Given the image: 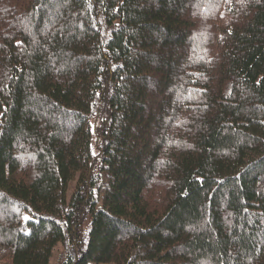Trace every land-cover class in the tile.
I'll list each match as a JSON object with an SVG mask.
<instances>
[{
	"label": "trees",
	"instance_id": "trees-1",
	"mask_svg": "<svg viewBox=\"0 0 264 264\" xmlns=\"http://www.w3.org/2000/svg\"><path fill=\"white\" fill-rule=\"evenodd\" d=\"M59 245L264 264V0H0V264Z\"/></svg>",
	"mask_w": 264,
	"mask_h": 264
},
{
	"label": "rangeland",
	"instance_id": "rangeland-1",
	"mask_svg": "<svg viewBox=\"0 0 264 264\" xmlns=\"http://www.w3.org/2000/svg\"><path fill=\"white\" fill-rule=\"evenodd\" d=\"M92 124L94 126V129H96V132H95V135H94V140L97 143V141L99 139L98 136H97L98 135L97 131L100 128L101 123L97 119L94 122H92ZM75 182L76 181L70 183L69 194H71V192H72V190H73V188L75 186ZM89 223H90V219H88V221L83 225L82 231H81L82 236H83V234H85L86 230L88 229ZM66 258H67V250H66V248L63 247L62 245H59L54 250L53 256H52L51 261H50V264H65Z\"/></svg>",
	"mask_w": 264,
	"mask_h": 264
},
{
	"label": "snow or ice",
	"instance_id": "snow-or-ice-1",
	"mask_svg": "<svg viewBox=\"0 0 264 264\" xmlns=\"http://www.w3.org/2000/svg\"><path fill=\"white\" fill-rule=\"evenodd\" d=\"M25 219H27V217H25Z\"/></svg>",
	"mask_w": 264,
	"mask_h": 264
}]
</instances>
